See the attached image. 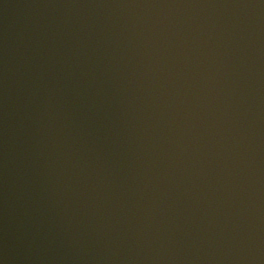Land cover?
<instances>
[{"label": "water", "instance_id": "obj_1", "mask_svg": "<svg viewBox=\"0 0 264 264\" xmlns=\"http://www.w3.org/2000/svg\"><path fill=\"white\" fill-rule=\"evenodd\" d=\"M0 264H264V0H0Z\"/></svg>", "mask_w": 264, "mask_h": 264}]
</instances>
